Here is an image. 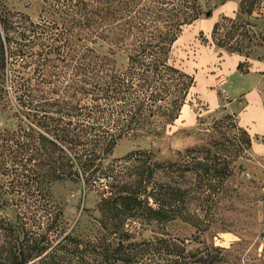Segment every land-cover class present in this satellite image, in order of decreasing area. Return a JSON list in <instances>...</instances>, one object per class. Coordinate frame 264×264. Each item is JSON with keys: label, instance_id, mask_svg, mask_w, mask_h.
I'll return each mask as SVG.
<instances>
[{"label": "trees", "instance_id": "1", "mask_svg": "<svg viewBox=\"0 0 264 264\" xmlns=\"http://www.w3.org/2000/svg\"><path fill=\"white\" fill-rule=\"evenodd\" d=\"M38 1L36 19L17 11L0 12V92L8 91L5 82L12 60L21 57L32 73L48 74L55 55L72 38V132L58 123L61 117L41 114L44 95L38 84L29 78L23 86L12 84L11 93L19 98L12 116L18 122L0 129V173L21 174L16 166L32 144V135L37 150L44 153L31 171L39 177L38 193L24 207L39 213L37 226L19 210L15 222H10L2 213L11 206L10 199L0 196V264H63L66 256L61 254L70 248L72 264L85 259V264H220L224 248L205 244L197 234L178 239L162 231L154 238L137 240L126 226L134 221L202 223L187 210L189 188L154 177L157 170L167 172L178 163L154 162L148 149L137 148L124 156L127 170L135 177L114 182V189L101 197L96 222L87 232L77 227L67 230L63 210L50 190L54 183L72 179L73 168V180L82 178L83 192L88 181L104 172V163L121 140L160 135L178 118L196 80L172 59L174 43L185 25L208 16L211 8L202 9L198 0ZM225 1L218 0L214 6ZM263 5L264 0H238L235 14L223 15L212 26L216 47L245 55L237 64L239 70H248L247 58L256 49L257 58L264 60ZM156 6L166 14L163 25H155L157 33L152 34L153 22L161 17L154 14ZM98 39L110 43L109 54L95 50ZM122 54L125 63L118 66L116 56ZM242 132L250 148L251 135L245 128ZM48 145L60 151L54 164L45 162ZM111 161L109 168L115 170L117 160ZM230 162L225 160L222 172ZM197 163L187 168L202 165ZM31 227L38 234H29Z\"/></svg>", "mask_w": 264, "mask_h": 264}, {"label": "rangeland", "instance_id": "2", "mask_svg": "<svg viewBox=\"0 0 264 264\" xmlns=\"http://www.w3.org/2000/svg\"><path fill=\"white\" fill-rule=\"evenodd\" d=\"M217 1L198 0L202 9L211 8L210 14L201 15L185 25L174 43L172 59L196 80L178 118L160 135L121 140L104 163V172L88 181L83 192L82 178L73 180V168L72 179L51 186L53 199L63 210L68 231L72 227L81 232L93 228L101 197L114 189L115 181L120 183L135 177L127 170L124 156L134 149L144 148L150 151L154 162L178 163L167 172L157 170L154 177L160 182L189 188L187 210L192 215L196 213L202 223L194 226L180 220L166 224L128 222L126 226L135 232V239L154 238L162 231L178 239L197 234L205 244L224 248L220 264H264V152H254L252 144L246 148L242 132L246 127L251 141L264 145V60L257 58L259 50L256 49L247 58L248 70H239L237 64L245 60V55L214 45L211 40L213 24L223 15L233 16L238 7V0H227L214 6ZM9 10L36 19L40 3L38 0H0V12ZM261 10L264 12V5ZM154 14L161 17L153 22L152 34L157 33L155 25H163L166 13L156 6ZM93 46L100 54H109L112 48L101 39ZM116 57L118 66H122L124 55ZM26 78L43 90L40 93L44 95L41 111L44 118L61 117L58 123L72 132V38L67 40L63 51L55 55L48 74L32 73L21 57L8 65L5 82L8 91L0 92V129L10 126V122L13 126L17 124L12 107L19 98H14L11 88L16 82L23 86ZM226 114L230 119H223ZM24 120L30 123L28 118ZM35 138V135L31 136L32 144L22 152L23 157L16 166L21 174L0 173V196L10 199L11 206L2 212L10 222H15L19 210L23 215L27 213L25 216L37 226L39 213L35 210L29 213L25 206L26 200L38 193L36 180L39 177L31 171L36 170L38 159H42L44 153L43 149L42 153L37 150ZM191 149L197 151L187 152ZM48 154L45 162L54 164L60 151L48 145ZM112 158L117 160L115 170L109 168ZM224 159L231 164L222 172ZM197 162L202 163L197 167L199 169L187 168V165L197 166ZM9 164L13 165L10 161ZM206 165H212L207 172ZM104 181L110 182L104 184ZM32 232L38 234L37 229L31 227L29 234ZM2 239L0 234V243ZM61 255L66 256L63 264H72V248ZM85 261L87 259L80 264Z\"/></svg>", "mask_w": 264, "mask_h": 264}, {"label": "crops", "instance_id": "3", "mask_svg": "<svg viewBox=\"0 0 264 264\" xmlns=\"http://www.w3.org/2000/svg\"><path fill=\"white\" fill-rule=\"evenodd\" d=\"M252 150L257 153L264 152V145L260 143H255L254 141H252Z\"/></svg>", "mask_w": 264, "mask_h": 264}, {"label": "built area", "instance_id": "4", "mask_svg": "<svg viewBox=\"0 0 264 264\" xmlns=\"http://www.w3.org/2000/svg\"><path fill=\"white\" fill-rule=\"evenodd\" d=\"M107 182H110V181H107ZM107 182H106V181H104V184H106Z\"/></svg>", "mask_w": 264, "mask_h": 264}]
</instances>
